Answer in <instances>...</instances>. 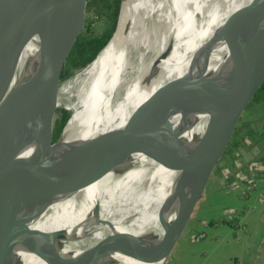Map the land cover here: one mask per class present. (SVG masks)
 I'll return each instance as SVG.
<instances>
[{
  "label": "bare ground",
  "instance_id": "1",
  "mask_svg": "<svg viewBox=\"0 0 264 264\" xmlns=\"http://www.w3.org/2000/svg\"><path fill=\"white\" fill-rule=\"evenodd\" d=\"M168 1L123 0L117 30L78 75L83 77L80 88L75 89L77 101L74 104L66 102L74 110L67 128L74 126L78 128L73 131H79L69 135V139L102 137L124 127L137 106L173 77H205L215 68L213 73L222 68L228 70L232 65L233 56L227 41L229 29L235 21H243L244 7L252 0H215L202 26L198 24V17L208 0ZM148 23L149 27L158 29L155 34L158 43L151 57L141 60L137 52L141 38L139 42L135 38L138 39L142 32L140 24L147 27ZM23 30L20 24L11 29L13 35L9 32L8 36L0 35L1 51L4 44L9 43L12 49L9 60L12 71L5 76L6 87L0 89V128L12 124L8 127L10 131L17 124L23 106L24 90L29 81V58L39 50L35 39L25 38ZM194 34L202 37L198 50L211 55L212 59L222 55L217 65L211 63L208 67L203 59L192 56ZM145 37L146 34L143 35L144 47ZM135 60L140 61V65L135 64ZM6 70L7 66L0 71ZM111 99L115 103L109 106ZM176 118V124L182 123L179 114ZM94 119L97 121L93 125ZM225 122L223 113L213 118L205 113L196 114L195 119L182 124L179 141L151 150L129 135L105 140L102 142L106 144L104 148L110 150V157L119 159V164L97 173L92 183H75V176L68 174L38 203L20 211L17 224L63 231L53 237L52 252L46 255L44 249H37L35 242L29 246L24 239L10 233L8 240H12L13 246L6 264H47L46 261L54 256L80 253L81 247H76L82 241L87 242L89 251L85 260L78 264H86L89 256L99 250L104 251L97 264H164L165 259L147 261L130 254L131 248L137 250L140 246L137 239L128 241L125 238V242L123 236H136L150 248L164 241L169 227L172 239L177 237L181 225L174 221L182 216L192 199L196 168L205 156L214 153L216 139ZM102 123L104 125L100 126ZM15 140L13 135L0 137V165L4 152ZM34 148L35 143L27 146L23 155H29ZM124 148L130 151L128 155L119 153ZM117 243L124 245L125 250L116 249Z\"/></svg>",
  "mask_w": 264,
  "mask_h": 264
},
{
  "label": "water",
  "instance_id": "2",
  "mask_svg": "<svg viewBox=\"0 0 264 264\" xmlns=\"http://www.w3.org/2000/svg\"><path fill=\"white\" fill-rule=\"evenodd\" d=\"M89 2L90 0H0V35H13L11 29L22 24L25 38L35 39V43L39 45V50L29 58V81L24 90L25 98L17 124L11 131L9 128L12 124L0 128V137L13 135L16 139L4 152L0 165V264H6L12 252L13 242L8 240L10 233L24 239L29 246L35 242L37 249H44L46 255L52 252L53 237L63 231H46L17 224L20 211L24 212L38 203L68 174L75 176V183H92L99 173L119 164V159L110 157V150L108 152L104 148L106 144L102 142L114 136L129 135L147 150L158 145L170 146L179 141L177 139L180 138L182 124L195 119L196 114L205 113L213 118L223 113L226 122L216 139L214 153L205 156L196 168L192 199L182 211V216L174 221L181 225L177 237L172 239L173 232L169 227L164 241L156 248H150L147 242L142 243L136 236H123L124 241L125 238L128 241L137 239L140 246L137 250L131 248L130 254L147 261L165 259L166 264L178 242L177 238L180 239L183 235L190 216L203 196L213 171L230 146L244 111L264 82V0H252L244 7L246 13L243 21H235L229 29L227 41L233 62L228 70L222 68L213 73L215 68L205 77H173L137 106L124 127L109 131L102 137L69 139V135L79 131H73L78 127L67 128L74 110L65 105L63 96L67 90L64 84L70 76L71 62L85 30ZM214 2L215 0H208L199 13L200 26L212 10ZM123 6L120 0L115 31ZM128 27L130 28V24ZM191 41L194 43L192 56L195 59H203L208 67L211 63L217 65L215 63L222 55L212 59L211 55L198 50L199 41H202L200 36L194 34ZM10 45L11 43L4 44L3 50L0 49V70L7 66L6 71H0V89L6 87L5 76L12 71L9 66L12 56ZM114 103L111 99L109 106ZM62 109L73 112L68 116ZM59 111L61 122H64L60 130L57 126ZM178 114L182 123L179 121L176 124ZM96 121L94 119L92 124ZM103 125L102 123L100 126ZM33 143L35 148L32 153L23 155L24 149ZM119 153L125 156L130 151L124 148ZM108 157L110 160L107 164ZM79 247L82 249L80 253L68 257L57 255L46 263L78 264L85 260L89 251L86 241L78 244L76 249ZM115 247L125 250V246L120 243ZM103 251L90 255L86 264H97Z\"/></svg>",
  "mask_w": 264,
  "mask_h": 264
},
{
  "label": "rangeland",
  "instance_id": "3",
  "mask_svg": "<svg viewBox=\"0 0 264 264\" xmlns=\"http://www.w3.org/2000/svg\"><path fill=\"white\" fill-rule=\"evenodd\" d=\"M104 5L101 0H90L82 38L103 35L111 28V21L103 15L108 12L111 15L112 11L104 10ZM140 25L142 32L135 38L137 42L141 38L137 52L141 60H146L157 47L158 29L149 27V23L147 27ZM144 34L145 47L142 46ZM134 62L140 65V61ZM85 67L73 69L71 65L69 69L68 84H64L67 93L63 96L68 104L77 101L83 77L78 75ZM62 110L68 116L73 112ZM63 124L59 111V130ZM234 141L243 144L237 150L230 146L226 150L166 264H264V168L252 178L259 168L245 167L249 161L255 167H264V151L261 152L264 149V93L254 98L244 111L231 144ZM252 146L256 148L254 154L260 156L250 155Z\"/></svg>",
  "mask_w": 264,
  "mask_h": 264
},
{
  "label": "trees",
  "instance_id": "4",
  "mask_svg": "<svg viewBox=\"0 0 264 264\" xmlns=\"http://www.w3.org/2000/svg\"><path fill=\"white\" fill-rule=\"evenodd\" d=\"M101 2L105 3L104 10L107 11L111 9L112 11L111 15L109 14V12L103 15L105 16V19H109L111 21V28L103 35L84 36L83 38H81L71 62L73 69L87 66L107 44L113 34V30L116 26L119 14L120 0H101ZM261 93H264V82L255 98ZM237 144L238 143L234 141L232 144H230V147L235 148Z\"/></svg>",
  "mask_w": 264,
  "mask_h": 264
},
{
  "label": "crops",
  "instance_id": "5",
  "mask_svg": "<svg viewBox=\"0 0 264 264\" xmlns=\"http://www.w3.org/2000/svg\"><path fill=\"white\" fill-rule=\"evenodd\" d=\"M241 144H243V142L241 143V142H238V144H237V146L234 148V150H237L238 148H239V146L241 145ZM241 147V146H240ZM251 154L250 155H255L254 153H255V150H256V148L255 147H251ZM260 151V150H259ZM264 151V149L261 151V152H263ZM261 152H259V154L261 153ZM255 156H260V155H255ZM253 156H251V158H252ZM251 162H253V161H251ZM250 161L248 162V164L245 166L247 169H249V168H256L254 165H252V163H251ZM249 168H248V167ZM248 173H249V170H248ZM248 182V181H247Z\"/></svg>",
  "mask_w": 264,
  "mask_h": 264
},
{
  "label": "built area",
  "instance_id": "6",
  "mask_svg": "<svg viewBox=\"0 0 264 264\" xmlns=\"http://www.w3.org/2000/svg\"><path fill=\"white\" fill-rule=\"evenodd\" d=\"M256 168H259V169L256 170V172L254 173V176H252V178H255L258 175L257 173H260V169L262 170V168H264V167H258V166H256ZM253 182H254L253 186H255L256 185V182L254 180H253ZM249 187H251V186H249ZM249 189H251V188H249Z\"/></svg>",
  "mask_w": 264,
  "mask_h": 264
}]
</instances>
